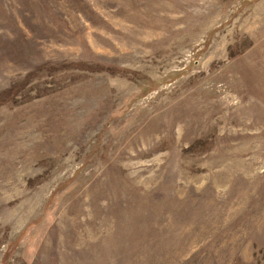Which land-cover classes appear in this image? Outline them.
<instances>
[{"label":"rangeland","instance_id":"1","mask_svg":"<svg viewBox=\"0 0 264 264\" xmlns=\"http://www.w3.org/2000/svg\"><path fill=\"white\" fill-rule=\"evenodd\" d=\"M0 264H264V0H0Z\"/></svg>","mask_w":264,"mask_h":264}]
</instances>
